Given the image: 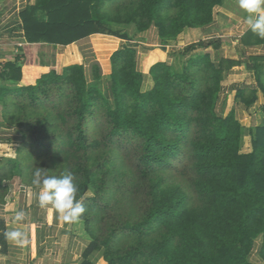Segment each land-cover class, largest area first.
I'll return each mask as SVG.
<instances>
[{
	"label": "trees",
	"instance_id": "16d2710c",
	"mask_svg": "<svg viewBox=\"0 0 264 264\" xmlns=\"http://www.w3.org/2000/svg\"><path fill=\"white\" fill-rule=\"evenodd\" d=\"M225 0H37L22 13L30 43L66 47L101 34L128 38L156 28L178 38L203 27ZM264 43L249 31L245 44ZM218 41L189 45L154 65L151 91L130 47L111 58L109 93L72 64L19 86L18 63L0 72L2 122L21 129L15 158L0 159V199L15 178L33 189L34 173L71 171L91 244L83 264H264V125L245 129L234 112L217 113L226 75L244 64L256 87L235 99L250 109L264 94V57H213ZM202 50V51H199ZM97 81L101 79L95 70ZM251 147L243 149L245 136ZM93 192L92 197H86ZM260 241L259 263L251 256Z\"/></svg>",
	"mask_w": 264,
	"mask_h": 264
},
{
	"label": "crops",
	"instance_id": "0c3cea01",
	"mask_svg": "<svg viewBox=\"0 0 264 264\" xmlns=\"http://www.w3.org/2000/svg\"><path fill=\"white\" fill-rule=\"evenodd\" d=\"M36 2L37 0H0V72L6 64L18 63L22 78L16 85L21 87L34 85L48 72L80 64L85 69L88 82L97 84L104 93H109L111 58L123 47H130L137 55V66L144 77L143 92L154 88L150 75L154 65L169 62L181 69L184 59L173 55L182 53L192 44L218 41L221 43L219 52L210 53L212 52L213 57L223 59L243 62L250 56L264 57V43L259 44L257 39H253L252 44L248 45L243 41V37L251 30L244 19H237L230 12L233 0H225L223 6L214 10L210 24L188 28L176 39L161 38L156 28L132 35L123 27L121 34H127L126 39L96 34L66 47L46 42L30 43L27 40L22 13ZM224 38L233 39V47L222 44L221 39ZM96 69L101 77L99 81L95 78ZM2 84L0 80V86ZM244 87L255 88L256 82L253 72L242 64L226 75L217 113L227 116L234 112L245 129L260 127L264 125V94H258L255 104L256 113L260 115H253L254 124H245L243 119L249 115V110L234 96ZM3 112L4 107L0 104V159L16 153L22 141L20 128L2 122ZM246 137L250 140L248 135ZM3 186H7L9 192L5 199H0V264H83V256L91 239L81 220L65 222L54 209L41 208L37 198L39 189L26 186L18 178L5 181ZM20 211L25 213L23 221L16 219V214ZM11 232H18L19 235H8ZM92 261L95 264H107L98 254Z\"/></svg>",
	"mask_w": 264,
	"mask_h": 264
},
{
	"label": "clouds",
	"instance_id": "9594fccd",
	"mask_svg": "<svg viewBox=\"0 0 264 264\" xmlns=\"http://www.w3.org/2000/svg\"><path fill=\"white\" fill-rule=\"evenodd\" d=\"M241 10L246 13V25L248 28L264 39V0H238ZM39 189L38 205L44 209H54L60 219L65 222H76L84 215L86 209L80 199H77L78 184L71 171H65L59 177L44 176L38 169L34 173L32 181ZM17 221L25 219L23 211L17 212ZM8 235L18 236V232Z\"/></svg>",
	"mask_w": 264,
	"mask_h": 264
},
{
	"label": "rangeland",
	"instance_id": "374dc122",
	"mask_svg": "<svg viewBox=\"0 0 264 264\" xmlns=\"http://www.w3.org/2000/svg\"><path fill=\"white\" fill-rule=\"evenodd\" d=\"M230 9L232 10L230 12L234 13L236 18L238 17L241 20H243V19L245 20L246 13L243 10L240 9L238 3L237 4L235 3V0H233V3H230ZM125 29H127L129 31V33L132 34V35L134 33H137V30H136L135 26H125ZM193 40H195V39H193ZM221 40H222V44H224V45H226L228 47L229 46L233 47V44H232L233 39L231 40V39H225L224 38V39H221ZM241 41H242V39H241ZM211 54H212V52H211ZM248 110H249V113H248L249 115L246 118L243 119V123L252 125L255 122L254 118H253V115L255 116L257 114L256 113V106L253 105ZM257 115L259 116L260 114H257ZM250 147H251L250 140H249V138H247L245 136V138L243 140V149L246 151L247 149L249 150ZM3 158L4 159H13V158H15V153H13L12 155H9V156H4ZM92 196H93V192H89L86 197H92ZM259 246H260V241H258L256 243V247L254 248V251H253L252 256H251L252 261L255 262V263H259V258H258Z\"/></svg>",
	"mask_w": 264,
	"mask_h": 264
}]
</instances>
